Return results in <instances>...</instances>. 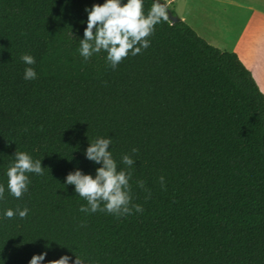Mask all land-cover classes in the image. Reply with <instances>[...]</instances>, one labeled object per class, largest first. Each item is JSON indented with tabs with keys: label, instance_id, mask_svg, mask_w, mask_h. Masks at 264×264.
<instances>
[{
	"label": "trees",
	"instance_id": "1",
	"mask_svg": "<svg viewBox=\"0 0 264 264\" xmlns=\"http://www.w3.org/2000/svg\"><path fill=\"white\" fill-rule=\"evenodd\" d=\"M168 11L0 0V264H264V93Z\"/></svg>",
	"mask_w": 264,
	"mask_h": 264
},
{
	"label": "rangeland",
	"instance_id": "2",
	"mask_svg": "<svg viewBox=\"0 0 264 264\" xmlns=\"http://www.w3.org/2000/svg\"><path fill=\"white\" fill-rule=\"evenodd\" d=\"M211 44L264 67V0H166ZM261 45V47H260ZM258 47V48H257Z\"/></svg>",
	"mask_w": 264,
	"mask_h": 264
},
{
	"label": "crops",
	"instance_id": "3",
	"mask_svg": "<svg viewBox=\"0 0 264 264\" xmlns=\"http://www.w3.org/2000/svg\"><path fill=\"white\" fill-rule=\"evenodd\" d=\"M262 47L264 46V41L261 42ZM261 47V45H260ZM258 48V47H257ZM240 57V59L243 61V63L251 70L258 86L260 87V89L262 90V92L264 93V67L261 68V70L257 69V68H253L252 64L250 62H248V60H246L242 54L240 53V55H238Z\"/></svg>",
	"mask_w": 264,
	"mask_h": 264
},
{
	"label": "water",
	"instance_id": "4",
	"mask_svg": "<svg viewBox=\"0 0 264 264\" xmlns=\"http://www.w3.org/2000/svg\"><path fill=\"white\" fill-rule=\"evenodd\" d=\"M160 5L161 7H164L166 6V1L164 0H156ZM168 17L172 20V21H176L178 20L179 18L177 16H175L174 14H172L170 11H168Z\"/></svg>",
	"mask_w": 264,
	"mask_h": 264
}]
</instances>
